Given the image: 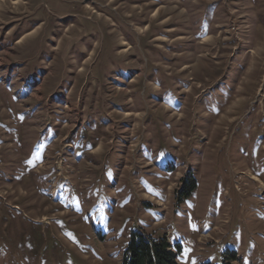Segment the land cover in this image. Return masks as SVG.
I'll return each instance as SVG.
<instances>
[{
  "label": "rangeland",
  "instance_id": "obj_1",
  "mask_svg": "<svg viewBox=\"0 0 264 264\" xmlns=\"http://www.w3.org/2000/svg\"><path fill=\"white\" fill-rule=\"evenodd\" d=\"M134 229L264 264V0H0V264Z\"/></svg>",
  "mask_w": 264,
  "mask_h": 264
},
{
  "label": "trees",
  "instance_id": "obj_2",
  "mask_svg": "<svg viewBox=\"0 0 264 264\" xmlns=\"http://www.w3.org/2000/svg\"><path fill=\"white\" fill-rule=\"evenodd\" d=\"M195 188L196 181L188 180L181 190L182 197L190 195ZM180 252V243H172L165 236L157 237L143 229H134L129 234L122 256V264H181L178 260ZM236 258L237 251L235 250L223 252L225 262Z\"/></svg>",
  "mask_w": 264,
  "mask_h": 264
}]
</instances>
